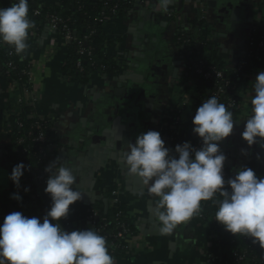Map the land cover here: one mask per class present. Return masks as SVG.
Masks as SVG:
<instances>
[{
	"label": "crops",
	"instance_id": "obj_1",
	"mask_svg": "<svg viewBox=\"0 0 264 264\" xmlns=\"http://www.w3.org/2000/svg\"><path fill=\"white\" fill-rule=\"evenodd\" d=\"M38 4L52 8L58 1L38 0ZM11 5V0H0V8ZM201 25L209 27L206 36ZM253 30L264 32V0H175L167 12L158 0H134L131 13L115 18L105 29L113 42L107 53L120 61L119 71L109 77L93 73L87 85L64 79L68 43L59 40L51 28L29 31V49L19 63L31 65L30 90L37 98L38 118L50 122L52 160L74 169L77 183L73 188L82 193V199L70 206L63 230L98 232L93 211L108 213L113 204L105 193L118 184L133 231L123 238L125 253L108 250L114 264H229L220 259L219 240L198 214L171 234L159 233L156 198L139 178L128 174L121 153L141 134L151 130L161 135L166 114L177 111L186 126L196 112L199 91L194 81L183 80L186 66L176 41L179 32L192 35L194 42L203 37L232 68L235 59L247 52ZM260 71L255 69L244 78L243 109L233 116L232 134L219 144L233 177L238 170L251 168L264 179V141L258 139L249 147L241 136L252 114L250 95L255 93L251 86ZM19 96L0 76V225L12 212L43 222L27 181L21 177L17 186L10 179L17 162L7 148V122L11 114L21 111ZM198 138L193 131L182 133L183 142L192 146ZM14 195L21 199H13Z\"/></svg>",
	"mask_w": 264,
	"mask_h": 264
},
{
	"label": "clouds",
	"instance_id": "obj_2",
	"mask_svg": "<svg viewBox=\"0 0 264 264\" xmlns=\"http://www.w3.org/2000/svg\"><path fill=\"white\" fill-rule=\"evenodd\" d=\"M174 3L158 0L164 12ZM28 14V0L0 8V43L14 48L17 55L27 49L29 30L34 27ZM251 87L255 93L250 95L252 114L241 133L249 147L258 139L264 141V71L258 72ZM192 124L193 133L202 140L198 150L185 142L175 147L176 155L172 156L160 133L150 130L121 153L128 174L139 178L148 194L156 198L154 214L159 233L171 234L200 211L201 201L212 199L218 192L222 199L215 221L227 232L249 237L264 248V179L251 168H243L225 188L226 156L219 144L233 132V113L211 96L197 108ZM24 171L23 163L12 170L10 179L17 186ZM45 171L49 173L44 191L51 198L50 210L43 222L21 212L4 218L0 225V264H114L106 239L97 231L68 232L61 228L70 206L82 199V193L73 188L77 183L74 169L58 159ZM13 199L21 197L14 195Z\"/></svg>",
	"mask_w": 264,
	"mask_h": 264
},
{
	"label": "trees",
	"instance_id": "obj_3",
	"mask_svg": "<svg viewBox=\"0 0 264 264\" xmlns=\"http://www.w3.org/2000/svg\"><path fill=\"white\" fill-rule=\"evenodd\" d=\"M58 4L52 8H43L38 4V0H28L29 2V19L34 23V27L29 31L42 32L46 28H50L49 17L56 16L64 20V24L60 25L59 31H54L59 40H64L63 26L66 25L71 31L73 42L67 47V57L63 69L64 79L71 83H78L80 85H87L90 83L91 74L100 72L106 76L117 74L120 69V61L114 56L107 53V49L113 46V42L107 37L105 29L112 20L117 17L128 16L134 7V0H127L118 3L116 0H57ZM40 10V15L35 16L34 12ZM203 28L201 25L200 29ZM254 40L260 42L264 40V32L257 31L253 35ZM178 46L183 53L186 70L183 75V80H192L197 85L199 91V100L197 108L209 97L214 96L219 85L230 83L229 88L240 87L244 78L255 69L264 71V55H260L259 59L250 58L248 55L241 54L235 59V65L228 68L226 61H224L217 50L205 41L203 37L195 39L187 32H179L176 37ZM27 42V49L20 56H24L29 49V42ZM199 42L202 44L198 46ZM0 76L12 85L14 82L25 83L27 77L23 75V70L26 67L17 64V69L11 74H7V62L11 59L9 54L15 53L14 48L0 43ZM83 50V53H80ZM188 50L191 53L188 54ZM247 51H249L247 49ZM200 61L205 62V68L215 67L217 70L223 72L224 82L218 84V81L206 80L201 75L195 73V67ZM81 62V69L78 63ZM241 68V69H240ZM225 94L222 95L219 103H223L226 108L234 114H238V109H230L228 102L234 97L235 92L225 87ZM21 111L18 114H11L8 118L7 125L10 129V142L7 146L12 153L17 164L23 163L25 171L22 177L30 186L31 194L35 198L36 205L41 211L42 215H46L51 207V198L45 193L47 184L43 172L49 164L50 154L53 146L52 134L50 130V122H46V129L44 134L50 139L48 143L41 145L32 142V139L26 141L22 146H19L20 139L28 138L29 133H33V137H37L38 131L34 120L29 116L33 112L31 106H20ZM196 113V112H195ZM192 114L186 126L178 125L176 122L179 116L177 111H172L165 115L163 120V127L161 135L165 146L170 150V154L175 156V147L182 145V133L184 130L193 131ZM32 137V138H33ZM202 142L198 138L194 145ZM194 145L192 146L194 148ZM220 147V145H219ZM27 152H24V150ZM43 149L44 153L40 150ZM195 149V148H194ZM221 150V147H220ZM222 151V150H221ZM226 156V154H225ZM227 160V156H226ZM226 172L228 174L225 180V188H228L227 181L234 178L226 165ZM117 189V185H111L105 193V196L111 201L112 193ZM222 199L217 192L214 197L208 201H201V206L207 209H218V201ZM96 214V228L100 229L99 233L106 239L109 252L112 254L122 255L124 253L125 244L123 239H117V234L122 230V226L130 231H133L131 224L129 209L126 204L120 206L112 205L107 214H102L93 211ZM61 227H66V218L60 222ZM220 250L219 257L224 263L237 264L236 256L244 257L241 264H264V248L259 244H253L252 239L242 235H233L227 232L224 227L219 235ZM111 246V247H110Z\"/></svg>",
	"mask_w": 264,
	"mask_h": 264
},
{
	"label": "built area",
	"instance_id": "obj_4",
	"mask_svg": "<svg viewBox=\"0 0 264 264\" xmlns=\"http://www.w3.org/2000/svg\"><path fill=\"white\" fill-rule=\"evenodd\" d=\"M16 0H11V4L15 3ZM40 10H36L34 12L35 16L40 15ZM202 14L205 17V12L203 11ZM29 18V16H28ZM49 24H50V28L53 31H59L60 25L64 24V20L62 18L56 17V16H51L49 17ZM37 31V30H36ZM209 31V27L206 25L205 27H203V35L206 36L207 32ZM62 32L64 33V40L66 43H68V45H71L73 42V38L71 35V31L69 30V28L64 25ZM257 32V30H253L251 35L248 37V50L245 55H248V57L250 58H255V59H259L260 55H264V40L257 42L254 40L253 35L254 33ZM0 51H1V45H0ZM80 53H83V50H81ZM188 54L191 53V50H188L187 52ZM10 56V60L9 62H7V74H11V72L15 71L17 69V64H19V58L20 55H17L16 53L11 52L9 54ZM22 65V64H21ZM25 68V70H23V75H25L27 77V82L25 83H19V82H14L12 84L13 88H15L16 90H18L20 92V96L18 99L19 105L20 106H31L33 107V112L31 113V115L29 116L30 119L34 120L35 122V126L37 131L39 132L37 137H33V133H29L28 138H24V139H20L18 141L19 146H22L26 143L27 140L32 139V142L34 143H38L41 145H44L46 143H48L49 141H51L50 139H48V137L44 134V130L47 128L45 124H47L46 122H44V119H39L37 116V98L34 97L32 95V92L30 90V86H31V81H32V76H31V65L26 63L25 65L23 64ZM78 67L81 69V62L78 63ZM0 68H1V63H0ZM241 69V68H240ZM195 73L197 75H201L203 76L204 79L206 80H216L218 81V84H221L224 82V75L223 72L220 70H217L215 67H209V68H205V62L204 61H200L199 64L195 67ZM225 87L227 89H231V91L235 92L234 97L232 99L229 100L228 102V107L230 109H238L240 112L243 109V104H242V85L240 87H233V88H229L230 87V83L226 82L223 85H219L217 91L215 92L214 96L217 98L218 102L221 99L222 95L225 94ZM239 112V113H240ZM238 113V114H239ZM237 115V114H234ZM233 115V116H234ZM176 122L178 125H183L182 122V118L181 116H178L176 119ZM33 137V138H32ZM163 140V138H162ZM202 147V142L194 145L195 149H200ZM24 152H27V150L25 149ZM41 153H44V150L41 149L40 150ZM51 150H49V154L51 157ZM224 155L225 153L223 151H221ZM53 163L52 157L49 160V164L46 166V168ZM226 165H227V160L225 161L224 164V168H223V175H224V179L226 180L228 177V174L226 172ZM45 168V169H46ZM43 176L45 177V183L47 182V179L49 178V173H47L46 171L43 172ZM33 200L35 201V198L33 197ZM111 202L114 206H120L122 205V201L120 198V190H119V186L117 184V189L112 193L111 196ZM217 209H207L204 206H201L200 211L197 213L198 216L201 219H204L207 224L209 225V227L211 228V230L214 232V234L217 236L219 243H220V233L223 231V226L221 224H219L218 222L215 221V213H216ZM96 214L94 213L92 215V221L94 222V224H96ZM44 218V215H43ZM122 230L120 231L119 234H117L116 238L117 239H123L126 235L130 234V231L128 229H126L125 227L122 226L121 228ZM98 232L100 233L101 230L97 229ZM127 247L124 248V253L127 251ZM244 260L243 256H236V262L237 264H241L242 261Z\"/></svg>",
	"mask_w": 264,
	"mask_h": 264
},
{
	"label": "water",
	"instance_id": "obj_5",
	"mask_svg": "<svg viewBox=\"0 0 264 264\" xmlns=\"http://www.w3.org/2000/svg\"><path fill=\"white\" fill-rule=\"evenodd\" d=\"M231 152V151H230Z\"/></svg>",
	"mask_w": 264,
	"mask_h": 264
}]
</instances>
